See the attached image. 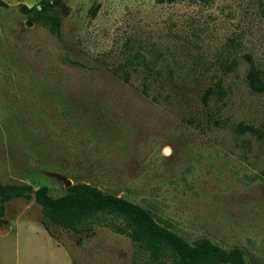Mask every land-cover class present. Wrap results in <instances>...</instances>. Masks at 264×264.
I'll return each mask as SVG.
<instances>
[{"label":"rangeland","instance_id":"obj_1","mask_svg":"<svg viewBox=\"0 0 264 264\" xmlns=\"http://www.w3.org/2000/svg\"><path fill=\"white\" fill-rule=\"evenodd\" d=\"M0 1L2 183L44 185L51 197L66 180L88 183L189 243L207 238L264 264V92L247 87L242 58L253 54L264 76L260 1L61 0L68 11L57 34L19 10L40 0ZM237 34L224 73L219 60ZM136 50L151 61L127 66ZM145 68H170L171 81L145 96L137 89ZM4 216L13 218L2 239L18 246L48 233L34 198L9 200ZM47 227L74 264H154L105 223L78 233Z\"/></svg>","mask_w":264,"mask_h":264},{"label":"trees","instance_id":"obj_2","mask_svg":"<svg viewBox=\"0 0 264 264\" xmlns=\"http://www.w3.org/2000/svg\"><path fill=\"white\" fill-rule=\"evenodd\" d=\"M173 2L176 0H166ZM208 3L210 0H201ZM260 5H264V0ZM258 4V2H257ZM0 5L3 2L0 1ZM19 10L32 22H37L53 33H59L61 19L67 14L68 7L61 0H40L37 5L26 7L21 5ZM240 34L231 37L226 47V56L219 61L222 72L226 73L234 68L235 53ZM147 55L136 50L126 58L127 66L138 60L148 64ZM161 56V54H160ZM159 57V56H156ZM242 58L246 62L245 82L250 91L264 92V76L262 70L255 63L253 54L243 52ZM156 59V58H155ZM133 67L132 69H134ZM118 77L123 81H129L131 70L122 68ZM173 71L169 68L166 74L160 70L153 71L145 68L140 72V84L138 90L145 96L157 92L156 86L166 83L165 79L172 78ZM156 79L157 83L149 80ZM221 80L216 83V89H220ZM216 89H213L216 90ZM212 88H206L201 95L204 100L211 95ZM241 132H257L256 128L248 124H238ZM34 193V202L40 206L41 223L50 233L47 221L71 230L74 233L89 230L95 223L110 225L116 232L126 235L137 249L148 257L149 262L156 264H245L241 250L237 247L224 249L207 238L189 243L182 237L157 223L151 214L140 205L102 191L100 188L88 183H73L66 187L64 194L51 197L47 187L42 185L32 189L26 183H2L0 180V221L5 213V203L13 198H30ZM51 234V233H50Z\"/></svg>","mask_w":264,"mask_h":264},{"label":"crops","instance_id":"obj_3","mask_svg":"<svg viewBox=\"0 0 264 264\" xmlns=\"http://www.w3.org/2000/svg\"><path fill=\"white\" fill-rule=\"evenodd\" d=\"M12 218L3 216L0 221V264H74L66 248L47 230L44 238H30L19 246L17 240L2 239Z\"/></svg>","mask_w":264,"mask_h":264},{"label":"water","instance_id":"obj_4","mask_svg":"<svg viewBox=\"0 0 264 264\" xmlns=\"http://www.w3.org/2000/svg\"><path fill=\"white\" fill-rule=\"evenodd\" d=\"M166 151H167V149H166ZM65 182H66L67 186H69V185H68V184H69V181H68V180H66ZM30 197H31V198H33V197H34V193H33V192H31V193H30Z\"/></svg>","mask_w":264,"mask_h":264}]
</instances>
